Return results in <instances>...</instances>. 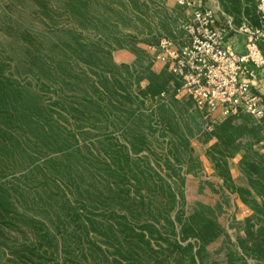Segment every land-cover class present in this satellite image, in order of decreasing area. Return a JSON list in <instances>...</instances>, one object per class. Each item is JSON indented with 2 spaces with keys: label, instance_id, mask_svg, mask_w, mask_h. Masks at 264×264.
<instances>
[{
  "label": "rangeland",
  "instance_id": "rangeland-1",
  "mask_svg": "<svg viewBox=\"0 0 264 264\" xmlns=\"http://www.w3.org/2000/svg\"><path fill=\"white\" fill-rule=\"evenodd\" d=\"M146 1L153 7L147 23L140 21L129 27L123 24L119 26L120 32L133 34L134 48L112 49L110 67H89L73 62V71L78 78L50 84L46 79L40 81L30 72V53L39 51L48 62L54 59L60 61L67 70L72 68L64 64L71 36L62 30L74 28L82 38L97 41L99 36L109 39V28L99 31L77 27L65 14L63 0H47L46 5L37 0H0V63L6 66L7 77L21 86L32 87L43 96V102L53 111V116L64 123L65 135H77V141L72 144L87 156L79 164L80 170H76L73 182L62 180V177L50 179L48 161L57 157L56 154L37 157L30 175L7 173L1 185L10 189L16 202L17 216H13L11 223L0 221L3 233L0 237V264H33L30 258L40 262L32 251L45 256L46 260H54L55 263L52 261L50 264H145L139 256L121 258L104 235L91 232L84 240L79 237L80 226L92 228L101 222L107 226L112 214H122L129 207L143 212L142 200L146 203V209L151 208L156 213L161 210L164 215L157 221H146L145 218L133 220L132 225L156 224L163 233L169 234L165 231L168 216L177 224V233H180L191 216L201 211L213 218L223 230L217 241L207 246V261L211 263L216 260V254L223 258L224 249L230 248L248 260L246 264H262L245 255L240 243L247 238L246 221L253 218L255 213L248 217L237 201L246 210L252 209V206L226 187L224 174L220 173L214 161L218 156L220 165L225 166L230 174L229 180L235 186L242 187L239 185L242 178H238L237 184L232 178L230 160L243 149H246V154L248 149L259 150L256 144L244 137L232 155L219 156L214 148L220 146L222 141L215 132L221 124L239 116L226 118L199 108L190 97L178 94L179 88L176 89L174 83L156 95H142L150 87L152 74L174 76L170 66L159 64L143 48L155 39L169 36L167 34L174 26L173 12L166 4L167 0ZM219 2L227 15L237 16L242 13L243 4H247L248 9L251 2L257 11V0ZM114 7L116 10L123 9L119 3H115ZM215 12L217 16L218 11ZM107 16H112L113 22L117 17L113 12H108ZM108 53L109 45L105 46V53H99L98 57L107 62ZM124 53L130 54L128 63L120 62ZM50 63L51 69L56 72L58 64ZM86 77L90 78V84L100 88L99 96L92 93L91 97L102 106H108L106 118L101 117L94 108L78 107L80 103L77 102L91 87L86 84ZM102 83L110 89V94ZM131 95L135 98L132 107L135 118L141 120L138 123L136 119L129 120L126 111L132 103ZM58 100L60 104L56 105ZM71 104H75L73 106L79 108L81 113L94 116L95 125L85 124L78 129L63 121L62 117L70 119L63 107L71 108ZM131 131H137L144 137L145 142L138 152L133 151L127 138L131 137L128 133ZM123 151L129 154L131 160L127 162L123 159L122 168L117 173H108L107 165H112ZM241 163L238 172L249 182L241 170ZM36 167L46 169L47 175L37 171ZM113 167L117 168L116 165ZM81 174L83 181L78 177ZM219 180L223 182L222 186ZM170 193L175 195V202ZM100 196H103L102 200ZM108 196L109 201H105ZM188 242L196 241L189 239ZM188 242L182 243L186 245ZM152 246L160 251L166 249L167 244L163 241L158 244L156 239H152ZM118 259L120 262L116 261Z\"/></svg>",
  "mask_w": 264,
  "mask_h": 264
},
{
  "label": "trees",
  "instance_id": "trees-1",
  "mask_svg": "<svg viewBox=\"0 0 264 264\" xmlns=\"http://www.w3.org/2000/svg\"><path fill=\"white\" fill-rule=\"evenodd\" d=\"M37 1L46 5L45 2L47 0ZM63 2L65 14L68 15V18L77 27L99 31L103 28H109V39L106 36H99V40L97 41L84 39L74 28L62 30V32H66L71 36V41L69 45L67 44L69 54L67 53L64 56V64L72 68H67V70L63 68L64 66L60 61L54 59L48 62V59L41 55L39 51L30 53L32 65L30 72L37 78L39 77L40 81L46 79L50 84H60L70 78H78L77 74L73 71L74 63L84 64L89 67L93 65L102 66V68L110 67L111 50L115 47L128 49L130 46L133 47L135 41L133 34L128 35L122 31L120 32L119 26L123 24L129 27L140 21L143 24L147 23L146 19L150 17L149 14L153 10L152 4L147 1L145 2V0H124V2L121 0H63ZM115 3H119L123 9L116 10L114 7ZM46 9L48 10V8ZM100 9L103 11V14H101ZM108 12L116 14L117 17L114 22L112 16H107ZM156 40L150 43H155ZM107 45H109V58L107 57V62H104L98 56L99 53H105V46ZM50 62L58 64L56 65V72L51 69ZM5 71L6 66L0 63V221L11 223L13 216H17L16 202L13 200L10 189L1 185V181L6 178L7 173H26L25 175H30L34 169L32 165L35 163L37 157L44 155L51 157L56 154L58 155L57 157L54 156L48 161L50 165V170L48 171L50 179L62 177V180L66 179L73 182L76 170H80L79 164L83 160H86L87 156L82 153V150L75 148L72 144L73 141H77V135H65L64 123L59 118L53 116V111L44 104L43 96L34 91L30 86H21L13 82L7 77ZM85 80H87L86 84L91 85V87L86 89L85 96L81 101L77 102L80 103L78 107L80 108L84 105L87 108H94L100 113L101 117L106 118L108 106H102L91 97L92 93L99 96L100 88L95 86L96 84H90L91 80L89 77H86ZM171 83L175 84L176 89L181 88L182 82L175 76L164 77L152 74L150 87L143 91L142 95H156L169 87ZM102 85L110 94V89L108 90L105 84L102 83ZM130 101L132 103L126 109L127 113H129V120L136 119L138 123L141 120L135 118V112L132 108L135 103L134 96L131 95ZM59 104L60 101L58 100L56 105ZM73 105L75 104L70 105L71 108L63 107V110L67 112V116L70 117L68 120L62 117L63 121L75 125L78 129H81L85 124L90 126L95 125L94 116H89L86 112L81 113L78 110L79 108ZM249 124V121L244 118L230 119L221 124L215 132V135L222 141L220 146L214 148L217 154L219 156L232 155L238 150V144L242 143V139L248 134ZM260 132V127L254 126L251 128L252 137L256 138V140L260 139ZM128 133L129 136L133 137L131 139V137L127 136L133 151L138 152L140 146L145 142L144 137L137 131ZM122 153L125 155L122 154V156L120 154L119 157L113 160L112 165L106 164V171L108 173L109 171L111 174L117 173L122 168L123 159L127 162L131 160L129 154L124 153V151ZM213 155L215 156V154ZM215 157L214 161L217 162V168L221 174H224L223 176L226 179V187L238 193L242 200L250 204L255 211V216L246 221L247 238L241 240L240 243L245 255L255 258L264 264V206L258 207L256 205L253 192L249 189L235 186L229 180L230 174H228L225 166L220 165L221 163L217 159L218 156ZM114 165L117 168H114ZM35 169L44 174L47 173L46 169L37 167ZM241 170L247 176L251 189L257 195L264 196V155H261L259 151L253 149L250 151L248 149V154L241 163ZM78 177L82 181L84 180L82 174ZM170 197L175 202V195L170 193ZM100 198L102 200L103 196H100ZM105 201H109V196ZM141 203L145 217L140 210L129 207L126 210L127 212L112 214L110 216V223L107 226L103 222L93 225L92 228L80 226L79 230L81 234L79 237L81 240H84L91 232H94L96 235H104L110 242L109 245L114 247L121 258L128 259L133 256H139L145 264L247 263L248 260L234 253L230 248L224 249L223 258L219 257L220 254H216V260L213 262L210 263L206 260L205 253L207 246L217 241L223 234V230L213 218H209L208 215L201 211L191 216L182 226L180 233H177V224L169 219L168 213L166 214L168 226H165V231H168L169 234L163 233L162 229L156 224H146L139 227L132 225L133 220L138 221L145 218L146 221H157L159 217L164 215L161 210H158L157 214L151 208L146 209L144 200ZM18 218L20 219V217ZM256 227L258 228L257 230L255 229ZM1 234L3 233L0 230V237ZM152 239H156L158 244L159 241L165 242L167 244L166 249L155 250L152 246ZM189 239H193L196 242H188ZM182 242L188 243L183 245ZM161 247L163 248V246ZM97 249L102 251L99 247ZM32 253L34 257L37 256L40 259V262H35L33 258H30L33 264H50L52 261L55 263L52 259L46 260L45 256L35 254L33 251ZM119 259L116 261L120 262Z\"/></svg>",
  "mask_w": 264,
  "mask_h": 264
},
{
  "label": "built area",
  "instance_id": "built-area-1",
  "mask_svg": "<svg viewBox=\"0 0 264 264\" xmlns=\"http://www.w3.org/2000/svg\"><path fill=\"white\" fill-rule=\"evenodd\" d=\"M260 25L242 23L234 31L245 36V52L238 54L228 45L229 30L216 26V12L197 0H180L193 11L191 20L182 24L189 38L177 46L168 37L149 47L154 59L170 66L182 85L178 94L212 114L233 117L246 113L264 126V95L254 93V82L264 70V0H257Z\"/></svg>",
  "mask_w": 264,
  "mask_h": 264
},
{
  "label": "crops",
  "instance_id": "crops-1",
  "mask_svg": "<svg viewBox=\"0 0 264 264\" xmlns=\"http://www.w3.org/2000/svg\"><path fill=\"white\" fill-rule=\"evenodd\" d=\"M200 1L202 6L205 8L213 9L214 11H218V15L216 16V26L217 27H224L229 30V36H228V45L231 47V49L238 53L242 54L245 52V43L246 39L245 36L240 35L236 31H234L236 28H238L242 21L245 20L249 23H251L254 26H259V19L256 11L255 4L251 2L249 4L248 9H247V4H243L244 6L241 8L242 13L238 14L237 16L235 15H227L225 14L220 6L219 0H197ZM254 1V0H253ZM179 1L177 0H167L166 4L170 8V11L173 12L174 16V26L173 29L167 34L169 36H163V37H168L171 39L177 46L182 47L185 46L189 43V38L186 32L182 29V24L185 22H188L191 20L193 11L190 9H187L186 7L181 6L178 4ZM162 38V37H161ZM159 38L156 40L155 43H148L145 45L143 48H146V50L149 52V54L154 58V52L150 50L149 47L151 46H158ZM264 51V47H263ZM122 58V59H121ZM120 62L121 63H128L131 60L130 54L124 53L121 55ZM161 64V63H159ZM164 65V64H162ZM258 79L257 81L254 82V87L253 91L259 96L264 95V70L260 71L258 73ZM239 116V117H238ZM233 117H238L240 119H245L249 121V131L246 134V137L250 140V143L256 144L257 150H259V153L261 155H264V126L254 119L253 117L246 114V113H241L237 116ZM260 127L261 132H260V139L256 140L252 137L251 134V128L252 127ZM246 149H243L241 152L236 154V158L230 160V167H231V174L233 180L238 183V178H242V184H239L242 187L249 188L251 192H253V196L255 198L256 205L258 207H263L264 206V196H259L257 195L253 189L249 186V182L247 179L242 175L240 172H238L239 169V164L243 161V159L246 156ZM219 185L222 186L223 182L219 180ZM239 206L242 207V211L247 213L248 217L252 216L255 211L254 209H248L246 210L245 206L240 203V201H237Z\"/></svg>",
  "mask_w": 264,
  "mask_h": 264
}]
</instances>
